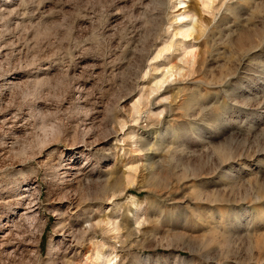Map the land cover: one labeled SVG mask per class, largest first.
<instances>
[{
  "label": "rangeland",
  "instance_id": "374dc122",
  "mask_svg": "<svg viewBox=\"0 0 264 264\" xmlns=\"http://www.w3.org/2000/svg\"><path fill=\"white\" fill-rule=\"evenodd\" d=\"M108 263L264 264V0H0V264Z\"/></svg>",
  "mask_w": 264,
  "mask_h": 264
},
{
  "label": "bare ground",
  "instance_id": "6f19581e",
  "mask_svg": "<svg viewBox=\"0 0 264 264\" xmlns=\"http://www.w3.org/2000/svg\"><path fill=\"white\" fill-rule=\"evenodd\" d=\"M184 36H187V35L185 34ZM35 206H36V203L33 202V203L31 204V207L29 208V209H33V210L30 211L29 213H32V212L35 211V208H34ZM21 215H22V214H21ZM22 216H23V215H22ZM108 264H109V263H108Z\"/></svg>",
  "mask_w": 264,
  "mask_h": 264
}]
</instances>
